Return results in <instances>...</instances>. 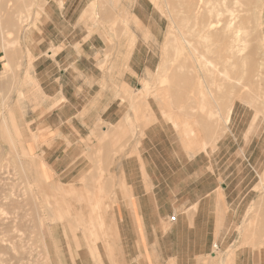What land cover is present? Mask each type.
I'll list each match as a JSON object with an SVG mask.
<instances>
[{
	"label": "rangeland",
	"instance_id": "rangeland-1",
	"mask_svg": "<svg viewBox=\"0 0 264 264\" xmlns=\"http://www.w3.org/2000/svg\"><path fill=\"white\" fill-rule=\"evenodd\" d=\"M47 1L0 0V126L5 119L13 139L11 145L0 137V264H114L113 259L123 257L117 234L98 238L106 225L102 216L109 204L107 187L86 185L94 178H108L109 212L115 221L118 210L127 205L125 197H118L125 188L124 176L130 190L132 186L135 192L157 195L160 212L169 223L171 215H188L197 195L221 190L218 205L224 207L217 212L218 233L213 242L218 247L212 249L218 257L212 260L207 255L201 264H219L220 258L224 264H264V97L255 105L243 101L246 95L264 93V74L261 86L252 83L233 89L230 119L223 125L218 116H206L216 104L191 98L188 83L179 81L176 73L169 75L171 82L163 81L167 36L174 31L166 14L175 0L166 1L168 8L165 0H141L146 18L158 23L147 28L134 17L137 0H123L125 6L115 11L119 16L107 1L90 0L88 12L80 15L83 40H95L99 69L115 70L117 76L125 73L128 81H116L113 90L115 104L110 108L116 110L117 120L109 123L100 117L103 106L82 105L77 117L91 114L93 120L62 136L63 149L53 154L48 149H30L27 143L37 144L39 133L47 131L39 123L51 113L43 105L45 96L33 74V41L28 38L34 30L38 35L49 9ZM260 35L264 50V32H258L251 59L261 56L255 54ZM139 38L147 50V67L136 74L128 60ZM6 52L9 64L5 67ZM154 90L163 97V111ZM150 112L152 117L146 118ZM125 113L130 116L121 121ZM172 119L193 126L194 134L175 128ZM191 138L199 145L205 142V149L186 145ZM54 158H59L56 169ZM59 183L85 187L83 203L69 201ZM76 205H83L78 219ZM86 240L96 241L99 256Z\"/></svg>",
	"mask_w": 264,
	"mask_h": 264
},
{
	"label": "crops",
	"instance_id": "crops-1",
	"mask_svg": "<svg viewBox=\"0 0 264 264\" xmlns=\"http://www.w3.org/2000/svg\"><path fill=\"white\" fill-rule=\"evenodd\" d=\"M102 1H107L114 15H122L120 12L115 13L116 9L112 8L111 0ZM47 2L49 9L47 7V16L41 19L38 35L34 30L28 33V38L29 42L33 41L30 47V52L34 55L33 74L45 96L43 105L50 107L51 113L39 123L40 126L48 128L47 131L39 133L37 144L30 141L27 146L30 149H48L45 151L53 154L56 153L55 150L63 149L62 136L68 137L69 134H73V129L81 130L82 123H90L93 120L91 114L83 118L77 117L76 114L81 111L80 106L91 104L103 106L104 109L98 115L109 123L115 122L116 110L110 108L115 104L112 101L113 90L116 81L117 83L128 81L124 77L125 73L117 76L115 70L99 69L94 60L97 49L95 40L90 37L83 40L84 28L80 15L83 11L88 12L90 0ZM121 6H125L124 2ZM133 9L135 19L142 26L147 28L158 25L155 20L146 18L141 0L136 1ZM146 55L147 50L139 38L128 60L131 72L138 74L141 73L143 66L147 67ZM94 89L96 91L93 92ZM127 116L130 114L127 113ZM125 119L126 113L121 121ZM65 129H68L66 134ZM192 139L185 144H194L192 146L200 149L199 143L192 142ZM44 142L48 145L42 144ZM58 164L59 158H54L52 165L55 169L58 168ZM124 181L125 188L118 197H125L127 205L118 210L115 221L112 212H109L112 188L108 179L94 178L86 185L107 187L105 190L108 191L109 204L106 214L102 216L106 220V225L105 230L99 232L98 238L104 235L106 239L109 233L117 234V242L123 257L113 259L114 264H201L202 259L212 254L213 245H217L213 243L218 233L217 212L220 214L219 210L224 207L220 208L218 205L223 197L221 190L213 194L214 189H210L197 195L191 202L194 209L185 217H176L175 221L169 223L166 216H162L160 212L156 194L135 192L132 186L130 190L125 176ZM61 186L68 193L69 201L83 203L85 187L77 189L74 186ZM98 191L102 192L104 189L99 188ZM225 200L227 201V195ZM253 205H249L248 209ZM82 206H75L76 219L81 217ZM239 227L241 225L238 229ZM86 241L90 249L98 255L96 241L94 243L91 240Z\"/></svg>",
	"mask_w": 264,
	"mask_h": 264
},
{
	"label": "bare ground",
	"instance_id": "bare-ground-1",
	"mask_svg": "<svg viewBox=\"0 0 264 264\" xmlns=\"http://www.w3.org/2000/svg\"><path fill=\"white\" fill-rule=\"evenodd\" d=\"M166 1L163 2L164 6L168 5ZM110 3L116 9L123 4V0H111ZM171 8L167 9L166 15L169 16L174 31L171 30L170 36H167L169 52H166L162 64L163 81L171 82L169 75L176 73L179 81L188 83L191 98L200 103L211 100L216 104L215 108L207 111V118L218 116L223 125L227 126L236 96L233 89L239 85L245 87L252 83L258 86L263 84L264 50L261 48V35L258 37V45L255 42V54L261 56L257 59H251L250 56L254 50L253 38H257L258 32H264V0H175V5ZM5 59L6 67L9 64L7 52ZM142 88L145 89L146 84ZM226 88L229 90L226 91ZM145 95L147 98L149 93ZM153 96L163 111V97L156 91ZM263 97L264 93L249 94L243 101L255 105L257 99L261 100ZM146 98L145 106L148 105ZM149 114L146 118L152 117V113ZM171 122L175 128L185 131L186 135L194 134L193 126L180 124L173 119ZM16 134L18 135V129ZM0 137L13 145L5 119L0 126ZM200 147L205 149L206 143L203 142ZM216 247L217 245H213V248ZM209 257L215 260L217 252L213 250ZM218 262L224 264L223 258Z\"/></svg>",
	"mask_w": 264,
	"mask_h": 264
},
{
	"label": "built area",
	"instance_id": "built-area-1",
	"mask_svg": "<svg viewBox=\"0 0 264 264\" xmlns=\"http://www.w3.org/2000/svg\"><path fill=\"white\" fill-rule=\"evenodd\" d=\"M175 219H176V216H175V215H171V216L169 217V221H170V222L175 221Z\"/></svg>",
	"mask_w": 264,
	"mask_h": 264
}]
</instances>
